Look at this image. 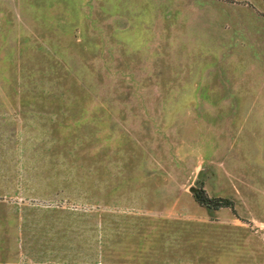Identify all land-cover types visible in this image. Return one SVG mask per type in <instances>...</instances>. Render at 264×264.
<instances>
[{
	"label": "rangeland",
	"instance_id": "1",
	"mask_svg": "<svg viewBox=\"0 0 264 264\" xmlns=\"http://www.w3.org/2000/svg\"><path fill=\"white\" fill-rule=\"evenodd\" d=\"M0 264H264V0H0Z\"/></svg>",
	"mask_w": 264,
	"mask_h": 264
},
{
	"label": "trees",
	"instance_id": "2",
	"mask_svg": "<svg viewBox=\"0 0 264 264\" xmlns=\"http://www.w3.org/2000/svg\"><path fill=\"white\" fill-rule=\"evenodd\" d=\"M217 205H222L223 203H216Z\"/></svg>",
	"mask_w": 264,
	"mask_h": 264
}]
</instances>
